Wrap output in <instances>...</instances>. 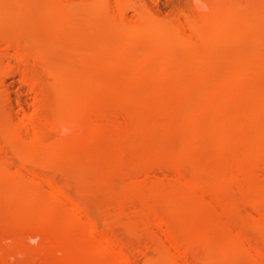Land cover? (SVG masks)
I'll list each match as a JSON object with an SVG mask.
<instances>
[{"label":"bare ground","instance_id":"6f19581e","mask_svg":"<svg viewBox=\"0 0 264 264\" xmlns=\"http://www.w3.org/2000/svg\"><path fill=\"white\" fill-rule=\"evenodd\" d=\"M88 1L47 0L41 23L54 31L52 44L70 49L62 71H52L53 84L69 82L79 71V78L107 89L93 103L109 105L110 114L102 115L97 126L114 131L109 139L115 146L110 143L112 149L90 151L92 138L78 137L82 118L68 108L53 106L33 63L38 58L48 60L47 53L33 52L29 38L34 50L9 35L0 40V55L14 61L0 64V85L17 72L33 94L31 108L21 106L23 113H19L2 92L6 106L0 120V220L6 210V220L22 230V235L38 239L40 245L50 242L47 252L57 256V264H135L123 244L105 231L79 198L52 173L36 170L37 166L46 171L83 169L80 158L86 154L94 162L87 164L90 171L104 166L107 173L109 168L125 167L140 173L142 178L139 174L140 178L126 182L132 194L144 198L143 188L151 183L146 186L151 196L165 195L173 205L186 204L196 212L213 215L215 221L208 225L223 228V249L237 248L253 258L252 264H264L263 249L245 229L255 227L264 235V0H245L239 7L228 8L241 17L234 25L231 19H221V8L213 1L193 0L194 13L181 10L172 22L142 7L137 20L131 22L125 19L123 0H104L105 5L92 14L106 18L101 28L108 33L105 39L99 38L104 30L80 22L78 13ZM4 3L0 1V22L8 16L7 20L21 19L29 5L18 0L17 6L9 0V5ZM68 32L74 37L71 33L70 39ZM65 33L69 39L63 38ZM225 42H230V48L223 47ZM175 137L180 146L166 144L164 148V141ZM139 144L148 149L139 151ZM127 151L136 159L128 161ZM154 166L169 169L171 174L165 171L159 176L155 171L154 181ZM107 173L99 178L110 181ZM237 198L251 206L254 227L238 217ZM146 205L147 227L159 243L162 258L168 264H202L195 256L200 243L196 231L179 230V216ZM214 230L212 226L206 233L201 230L202 238L211 239L217 233ZM8 236L1 239L19 242ZM88 254L96 255L98 261H89Z\"/></svg>","mask_w":264,"mask_h":264},{"label":"rangeland","instance_id":"374dc122","mask_svg":"<svg viewBox=\"0 0 264 264\" xmlns=\"http://www.w3.org/2000/svg\"><path fill=\"white\" fill-rule=\"evenodd\" d=\"M18 1H20L23 4L27 3L30 6L29 5L26 6L24 14L21 19L17 18L19 20H16L15 18H12L10 16L11 17L10 20L9 19L7 20V18H9L8 16L5 18L6 19L5 21L0 22V25L2 26V27L0 26L1 42H3V40H5L6 38L12 37V38H17L22 42H27L29 44L30 42L28 40L30 39L32 41L31 45H33V48L35 47L34 48L35 50H34L32 46L29 44L32 50H34L33 52L40 51L39 54L42 53L41 55H44L45 53H47L46 54L47 57L49 56L51 59L49 58L47 60V58L44 57L45 59H41V61H38V59H40L38 58L36 59V61L34 60L35 62L33 61V63L35 65L36 73L38 74V76L41 77V79L47 85V89L50 94V98H51V102L53 106L57 108L61 107L63 109L68 108L71 110L73 114L78 115L82 118L83 127L81 131L79 132L78 137H84L86 135L92 138V143L89 146L90 151H95V150L105 151V148L106 149L108 147L111 148L110 145L112 143L109 138L114 133V131L111 130V128L102 129L97 126V121L102 115L110 114L109 105L104 102L96 103V104L93 103V100L96 97H99V96L101 97L105 95L107 93V89L95 87L92 83H89L79 78L78 76L79 71L75 73V77L73 78V80L69 82H65V81L61 82L58 85L53 84L52 80L54 79H53L52 71H54L55 69L56 71H58L59 69H60L59 71H62L65 65V57L68 54L66 50L69 52L70 49L68 46L64 44H59V45L52 44V41L55 38L54 31L41 23L44 17V8L47 4V0H18ZM210 1H213L219 4L221 8L219 15L222 20L231 19L233 21L232 25H234L236 22L239 21V18H241L234 14L229 13L227 10L230 7L234 9L236 7L241 6L245 0H207V2H210ZM4 2H5L4 4L6 5V2L8 3V0H4ZM15 2L16 0H9V3L14 4ZM77 3H79V1H77L75 5H78ZM123 3L125 4V7H126L124 15H125V19L127 18V21H131V20L133 21L134 19H136L139 14L138 12L140 11L139 9L142 7L143 9L144 8L147 9L148 7L149 9L147 10H149L150 12H153L159 18H163V19L166 18L168 22H172L173 21L172 19H175L179 15L181 10L188 14L194 13L193 0H123ZM13 4L12 6L14 7L15 4L14 5ZM104 5H105L104 0H89L88 3L83 8V10L81 12L79 11L80 13H78L79 16H81L79 18L81 19L80 22L85 23V26L87 25V27L89 26V27H96V28L99 27L98 28L99 30H104L103 33L102 31H100V35H101V36L99 35L100 39H105V37L108 36V33L105 32V29H101V28H105L104 25L107 24V20L104 17L99 18V17L94 16L92 14V11L95 9L102 8ZM13 7H12V10L15 12L16 9ZM9 8L10 7L6 9L11 11V9ZM21 10L23 11L24 8H21ZM137 10L139 11L137 12ZM77 18H78V15H77ZM71 33H69L70 39L74 37L73 33L72 34ZM8 35L11 37H9ZM65 35L66 33L63 35V38L65 39L68 38V35L66 36ZM222 45H224L223 47L227 49V48H230L227 45H231V44L230 42L229 43L225 42ZM43 47H44L45 52L42 49H40ZM224 48L222 50H224ZM0 49H1V46H0ZM53 59H54V62L51 61ZM262 60H264V57L262 58ZM9 61H11L12 63L14 62L12 61L11 57H8V56L6 57V55L5 56L0 55V64L3 62L4 64L11 63ZM251 72L253 74L257 73L254 68L251 69ZM20 77H21L20 74L16 72L6 77L3 80V83L1 82V85H0V94H1L0 95V120H2V122H3V119L1 118H3V114L5 111V109L3 111V107L6 106L4 105L6 100H5V97L2 96L3 95L2 92H5V94L8 95L7 97L8 100L9 98L11 99L9 101L12 102L11 104L13 106L15 104L14 107H16L15 109H17L19 113H23L22 111L23 108L21 106L23 107L25 106L24 107L25 109L26 107L28 109L31 108V103L33 101V94L28 89V86L22 83ZM0 126H1V123H0ZM142 128H145V127H142ZM52 137L57 138L56 133H53ZM126 139H128V137H126L124 140ZM170 139H175V140L166 139V141H164L165 144L164 143H163L164 145L162 144L164 148H166L168 144L169 146L170 145L171 146L173 145L175 147L180 146V145H177L179 144V140H177L176 137L170 138ZM158 140H162V139L158 138ZM158 140L155 142H158ZM161 142H163V140ZM157 145L158 144H156V146ZM112 146H115V145L112 144ZM138 146L140 148L139 149L137 147L139 151H143V149L145 150L148 149L147 147H145V145L143 146L139 144ZM168 148H173V147H168ZM127 152L128 154H126L125 158H127L128 161H133L136 159L137 156L133 155L130 151H127ZM85 155L84 154L81 155V158H80L82 159L83 157V161L82 160L81 161L85 164L84 165L82 163V165H84L85 167V168L83 167V169L80 167L79 168L76 167L77 169H75V167H72V168L57 167L58 170H55L52 167V169L54 170H50L51 169L50 168L48 171H46L47 169L37 166L38 168L36 167L37 168L36 170L37 171L40 170L39 172L41 173L43 171L52 173L51 174L52 177L55 178L59 184L63 185L69 191L71 195L79 198L87 206L91 215L102 225L105 231L108 232L109 234L114 235L123 244L124 248L133 257L135 264H168L164 260V258H162L161 254L159 253V247H158L159 243H157L156 240L151 237L150 232L148 230L147 216H146V212H147L146 203L153 204L154 206H156V208L159 211H161V213H164L166 215L167 214L170 215L173 213L174 215L176 214V217L179 216L176 219L177 220L176 225L179 230L186 231L185 229H188V230L190 229V231L192 232L196 231L195 233L197 234V237L200 240V243H199V248L195 249L196 250L195 252H197L195 256L197 257V260H199V262H201L202 264H252L253 258L250 255L239 251L237 248L233 247L227 250L222 248L221 240L223 237V232H222L223 228L219 229L218 227L215 228L216 226L213 227L214 225H211L212 228L216 229V231L215 230L214 231L217 233H214V236L211 239H209L210 241L206 240L205 238L204 239L202 238V234L207 232V228L209 229V227H211L210 225H208L210 223L209 221H211V224H212V221H215V217H213V215L210 214L209 215L210 217H209L206 214L207 212H203V211L199 212L198 210L196 212L195 211L196 209L194 208L191 209V207L186 204H183V205L180 204L179 206L177 204L173 205L171 198H167V196L165 195H164L165 197L163 195L158 196V197L156 196L157 198L155 196H151V194H149L150 189L147 188V187H151L149 186V184L151 183L148 184L147 182L150 180H146V183L148 185H145L143 188V194L145 196L144 197L145 199L142 198L143 196L140 197L138 195L132 194L129 192L126 182L129 181V179L134 180V178H138L140 173L137 174V172L136 173L132 172V169L130 168L127 169L128 167H125L122 170H112L109 168L110 171L107 173L106 171L108 170V168L104 166L97 167L96 172L92 170L91 172L89 169H87V166L91 163H94L93 158L89 157V155L88 156L87 155L85 156ZM101 162H104V161H101ZM101 167L103 168L99 169ZM154 167L155 168L153 167L151 168V172H152L151 177L153 176V178L156 176L155 173L159 174V176L160 174L162 176V173L165 174L164 173L165 171L169 172L167 174H171L170 173L171 171L169 169L163 168L165 170L163 171L160 168L159 169L156 168V166ZM110 172L112 173L110 174ZM106 173L109 174L108 176H110V181H104V180H101V178H99L100 175H106ZM140 177H141V174H140ZM147 179H149V177ZM155 180H156V177L154 178V181ZM233 195H234L233 197H236V195L238 194L236 193V195L235 194ZM239 199L240 198H237V201ZM238 202H240L239 205L241 206L240 207L241 216H238V217H240L246 223V225L247 224L251 225L250 222H252V218L249 217L250 216L249 213L252 212L251 206L244 202H241L240 200ZM7 214L8 213L6 210L5 211L2 210V215L3 217L5 216V218L2 217L1 218L2 221L0 220V235L5 231L6 235H9L8 238H15V239L17 238L16 240H18L19 242L16 243L14 242L15 241L14 239L13 241L12 239H10L11 242L14 243L12 245L9 239L7 240L4 239L5 241H3L1 239V237H3V234L1 235L0 237V240H1L0 241V264H40L41 262L42 264L43 263L47 264V261L49 264H52V263L57 264V262L55 263V260H54V259H57V256H55L56 258H53L54 254L47 252L50 242L45 240L44 242H42L43 244L40 245L38 239L31 240L30 238H28L29 237L28 234L25 235L23 233L22 235L21 234L22 230L17 231L15 229V227H17L15 224L12 225L10 221H9L10 224L8 223V219L6 220ZM206 216L209 220L206 218ZM191 218L193 220H191ZM196 218L198 219V221ZM6 222L8 223V225ZM179 225H181V227ZM251 226L254 227L253 225ZM200 228L203 231V233L200 230ZM12 229L17 232L20 231V234L16 232L13 233ZM245 229L246 231L250 232L251 234L250 236L255 239L256 243L260 246V248L263 249V253H264L263 232L255 227L254 229H248V230L247 228ZM198 230H200L201 233L198 232ZM6 235L4 237H6ZM203 235L205 236V234ZM8 245L10 247H7ZM7 248H8V251H7ZM10 248H13V249H10ZM35 248L40 249V250L39 251L36 250L35 251L36 253H35L33 250H31ZM40 251H43V252L46 251L45 252L46 254ZM9 255L10 257H8ZM87 256H88L87 257L88 260L91 262H97L99 259L94 254H88ZM58 263H60V261H58ZM103 263L106 264L108 262L104 261Z\"/></svg>","mask_w":264,"mask_h":264}]
</instances>
